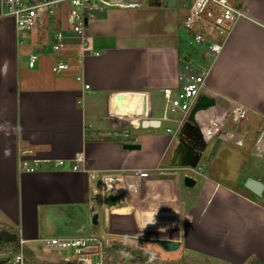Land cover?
<instances>
[{
	"label": "crops",
	"instance_id": "crops-1",
	"mask_svg": "<svg viewBox=\"0 0 264 264\" xmlns=\"http://www.w3.org/2000/svg\"><path fill=\"white\" fill-rule=\"evenodd\" d=\"M233 1L244 15L220 39L223 49L209 68L207 84L218 108L228 101L247 107L241 129L246 143L236 146L246 148L249 157L250 151L257 153L264 127V0ZM188 7L183 0H149L140 8L101 12L89 26L94 51L81 58L76 42L55 51L49 28H36L25 40L19 37L0 0V233L15 236L0 246V264L20 251L8 254L12 239L23 245L25 258L30 255L27 264H64V252L50 249L47 239L93 236L106 244L105 236L112 235L107 216L125 214L115 208L128 207L126 202L135 204L128 214L137 230L161 234L172 229L166 239L179 247L167 252L192 254L201 263L264 264V190L262 195L249 190L250 178L234 187L208 177L204 167V179L198 182L191 171L198 169L210 143L195 171L185 167L180 175L176 151L181 135L172 137L168 125L152 120L165 113L164 90L180 85L181 25ZM32 54L39 56L34 67L29 65ZM60 63L70 67L55 72ZM125 94L137 97L132 104L142 110L134 115L138 125L113 113L114 96ZM221 143L210 163L230 153L222 151ZM126 144L141 148L127 150ZM23 151L49 162L34 173L20 171ZM79 154L82 170L54 167V161L74 160ZM156 169L170 174L126 183L119 177ZM186 176L196 180L194 187L185 185ZM113 179L122 181L114 186ZM254 180L264 186V179ZM114 196L123 199L110 207L105 198ZM107 242L109 247L111 240Z\"/></svg>",
	"mask_w": 264,
	"mask_h": 264
},
{
	"label": "built area",
	"instance_id": "built-area-1",
	"mask_svg": "<svg viewBox=\"0 0 264 264\" xmlns=\"http://www.w3.org/2000/svg\"><path fill=\"white\" fill-rule=\"evenodd\" d=\"M149 0H2L3 15L14 21L19 37L32 32L36 28H49L54 33L53 49L60 52L70 43L79 44L81 58L94 51V37L89 33L90 24L98 19L101 12L114 8L135 9L146 5ZM188 7V15L183 24L186 34L183 35V50L181 57L180 85L176 89L167 88L165 94V113L163 117L154 120L156 123L168 125L167 132L172 137L183 133V128L200 101L201 97L209 96L207 77L212 62L223 49V40L233 31L244 13L234 6L233 0H183ZM199 23H204L219 34V41H212L202 31H195ZM197 53L204 61L198 63L193 58ZM39 59L38 54H32L30 67H34ZM66 63L54 67L55 72L68 69ZM81 79V78H79ZM213 104V117L198 119L196 126L206 144L214 140L232 142L244 146L246 134L241 131L249 111L245 105L237 101H228L221 108ZM224 107V108H223ZM180 110L184 115L176 118L174 113ZM136 111L141 112L138 108ZM136 114V113H135ZM198 114V113H197ZM145 117L144 115H142ZM148 118L147 116L145 117ZM176 127H173L175 126ZM256 150L264 157V127L257 138ZM19 164L20 171L34 173L38 165L49 161L32 157V151H23ZM84 157L77 155L74 160L54 161L55 168L78 171L84 168ZM197 170V169H196ZM170 172L133 171L124 173L125 183L132 179L147 178L151 175H165ZM46 243L52 250L64 252L60 260L67 264H104L105 244L96 237H55L47 239ZM105 251V252H104ZM7 264H25L24 247Z\"/></svg>",
	"mask_w": 264,
	"mask_h": 264
},
{
	"label": "rangeland",
	"instance_id": "rangeland-1",
	"mask_svg": "<svg viewBox=\"0 0 264 264\" xmlns=\"http://www.w3.org/2000/svg\"><path fill=\"white\" fill-rule=\"evenodd\" d=\"M187 9V8H186ZM187 10L184 12V15L186 16ZM195 31H202L212 41H219V34L215 32L213 28L210 26L199 23L197 27L195 28ZM186 32H183V35H185ZM23 39H26L27 34H23ZM193 58L197 60L198 63H201L204 61V59L197 55L195 52L193 54ZM203 60V61H202ZM183 113L178 110L176 113H174V116L176 118H182ZM176 127V125H175ZM187 136V135H186ZM222 142V151H229L230 153L224 152L222 155L219 154L218 158L214 163H210V157L214 155V151L217 148V143ZM246 148H238L236 145H234L232 142H225L221 140H214L210 143L207 150L205 151L204 157L202 158L200 162V166L198 169L193 172L191 171L192 175H195L198 182L202 181L204 178L202 175V172L200 171V168L204 167V172L208 177H218L223 182L230 184L234 187H238V181L239 180H247L250 181L254 178H262L264 179V158L257 156L258 154L253 151H250L247 157V154L244 155V152ZM227 154H230L228 156ZM206 166V167H205ZM176 169L175 167H173ZM187 168V167H186ZM185 167H180L176 169V171H179L181 173L180 175L185 174ZM172 169V170H174ZM192 169V168H191ZM248 183V182H247ZM246 187L248 188L247 184ZM249 189V188H248ZM250 190V189H249ZM130 201V200H128ZM130 204V203H129ZM126 206L128 205V202L125 203ZM153 207H155V204ZM150 205V206H152ZM149 206V207H150ZM164 213V212H163ZM159 216V215H157ZM109 219V233L112 234L111 236H105L108 237L107 239L111 240V242H115L117 244L125 243V247H123L122 250L123 253H120V256L118 260L115 259L113 256L111 260L108 262L106 261V252H105V260L104 264H132V258L129 257L130 254H132L134 251L138 249V247H142L144 253L140 256V260H142L144 257L148 261L147 264H195L197 261H201V258L182 252H178V254H174L171 252H167V250L162 247L161 241L162 239L168 238V234H151L148 232V230L140 231L133 227L132 224V216L128 213L117 215V214H110V216H107ZM166 230V229H164ZM153 231V230H150ZM3 233V234H2ZM0 233V246H3L6 240L8 238H15L14 235L9 236L8 234L2 232ZM94 235H101L98 231H92ZM106 239V243L108 245ZM3 243V244H2ZM108 247V246H107ZM10 250V249H9ZM11 257L15 256V253L10 252L8 253ZM121 258V259H120ZM190 261V262H189ZM64 264L66 262H63Z\"/></svg>",
	"mask_w": 264,
	"mask_h": 264
},
{
	"label": "water",
	"instance_id": "water-1",
	"mask_svg": "<svg viewBox=\"0 0 264 264\" xmlns=\"http://www.w3.org/2000/svg\"><path fill=\"white\" fill-rule=\"evenodd\" d=\"M168 1V0H167ZM137 97H131L129 94L125 95H115L114 102H113V113L117 117H130L131 114L128 113L131 109V104L133 100ZM213 101L212 97L209 96H202L194 110L192 111L188 122L186 123L185 127L183 128V133L181 134L180 139V146L177 149V155H181V166L188 167L195 169L198 167V164L202 157V151L207 147V144L204 142L201 134L198 132V128L196 126V116L199 111L205 108L208 104ZM146 124V123H145ZM187 135V136H186ZM198 143L196 146L195 144ZM127 150H139L141 148L138 144H126L124 146ZM185 185L187 187H194L196 185V180L190 176H186L184 179ZM248 188L256 193L257 195H262L264 190V186L262 182L258 180L251 179L247 183ZM122 197L114 196V197H106L105 202L108 206L113 207L117 206L121 203ZM99 215L96 214L94 216V223H98ZM172 229H167L161 231V234L165 235L171 234ZM162 246L167 249L168 251L176 250L179 247V242L174 240L162 239Z\"/></svg>",
	"mask_w": 264,
	"mask_h": 264
},
{
	"label": "trees",
	"instance_id": "trees-1",
	"mask_svg": "<svg viewBox=\"0 0 264 264\" xmlns=\"http://www.w3.org/2000/svg\"><path fill=\"white\" fill-rule=\"evenodd\" d=\"M181 26L183 27V25H181ZM182 44H184V42H182ZM181 54H182V51H181ZM12 242H13V246L14 247L10 250V252L16 253L20 249V242H19V240H13V239H12ZM124 244L125 243L117 244L115 242H113V243L111 242L110 246L106 248V261L108 262L109 260H111V258L113 256L115 257L116 260H118L119 257H122V256H120V253L121 252L123 253V251H122V250H124L123 247L126 246ZM24 252H26V250H24ZM143 253H144L143 248L139 246L136 251H134L132 254L129 255V257L132 258V262L131 263L132 264H147L148 261L146 260L145 257L142 260H140V256ZM25 259H26V264H27L28 261L30 260V255L28 256V254H27ZM251 263L252 264H259L255 260H253ZM195 264H211V262H209V261L204 262V263L196 262Z\"/></svg>",
	"mask_w": 264,
	"mask_h": 264
},
{
	"label": "bare ground",
	"instance_id": "bare-ground-1",
	"mask_svg": "<svg viewBox=\"0 0 264 264\" xmlns=\"http://www.w3.org/2000/svg\"><path fill=\"white\" fill-rule=\"evenodd\" d=\"M137 99V98H136ZM135 99V100H136ZM137 102V101H136ZM135 102V103H136ZM136 105L137 104H131L130 106H131V108H129V109H131L130 111H128V113H130L131 114V116H130V120H132V122L134 123V124H136V125H138V121L139 120H137L136 119V117L134 116L135 115V113H136ZM138 116V115H137ZM197 117H198V119H203V118H212L213 117V104L212 103H210V104H208L205 108H203L201 111H199L198 112V114H197ZM123 181H124V179H122ZM122 180H120V179H118V180H116V179H113V180H111L112 182V184L114 185V186H117L118 184H120V181H122ZM164 182V181H163ZM157 184V183H156ZM155 184V185H156ZM124 185H126V184H124ZM123 185V186H124ZM120 186V185H119ZM157 186V185H156ZM123 188V187H122ZM162 188V187H161ZM132 196V195H131ZM173 197V196H172ZM171 198V197H170ZM174 198V197H173ZM177 198V197H176ZM137 200V199H136ZM151 200V199H150ZM176 201V200H175ZM169 202V201H168ZM167 202V203H168ZM174 202V201H173ZM172 202V203H173ZM138 204V203H137ZM154 204H156V203H154ZM175 204V203H174ZM135 205V204H134ZM134 205L133 204H131L130 205V207L128 206V207H120V206H118V207H116L115 209H117L119 212H121V213H129V212H132L133 210H134ZM148 205V204H147ZM148 206H150V205H148ZM154 206V205H153ZM157 206V205H156ZM162 206V205H161ZM177 206V205H176ZM165 207V206H164ZM173 208H174V206H172ZM157 208V207H156ZM159 208V207H158ZM149 209V208H148ZM160 209V208H159ZM162 210V209H161ZM137 211V210H136ZM147 211V210H146ZM149 211V210H148ZM147 211V212H148ZM155 211H157V210H155ZM168 212V211H167Z\"/></svg>",
	"mask_w": 264,
	"mask_h": 264
}]
</instances>
